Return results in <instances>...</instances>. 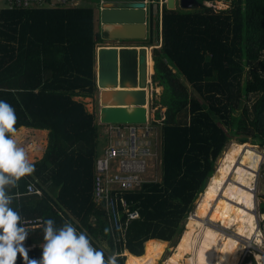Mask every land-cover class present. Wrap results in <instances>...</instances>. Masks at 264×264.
Instances as JSON below:
<instances>
[{"label":"trees","instance_id":"1","mask_svg":"<svg viewBox=\"0 0 264 264\" xmlns=\"http://www.w3.org/2000/svg\"><path fill=\"white\" fill-rule=\"evenodd\" d=\"M207 1L213 0H200L196 10L163 7L162 43L152 50V83L163 88L159 98L154 95L152 108H165L163 117L156 112L162 177L125 196L129 211L140 217L130 222L117 246L105 208L94 202L98 118L75 100L93 98L98 91L95 63L104 37L95 30L94 10H0V100L15 109L16 129L50 130L47 151L34 163L35 171L17 186L6 187L11 207L22 218L43 219L36 231L28 230L27 245L38 246L28 253L30 259L42 256L44 221L73 223L62 216L69 213L106 256L128 251L118 264H158L168 243L177 244L196 202L206 201L204 220L221 219L250 242L256 237L255 243H262L254 191L246 189L254 185L262 161L249 144L264 147V0H215L229 3L225 10L206 6ZM148 42L154 44L150 38ZM232 141L238 144L230 148L232 174L227 175L217 164ZM257 154L255 176L246 182ZM32 182L43 197L28 194ZM260 210L264 213V203ZM189 232L185 264L240 263L244 244L203 225ZM178 244L168 264L176 261ZM257 259L264 264L263 257ZM245 261L256 264L252 254ZM17 264H24L22 257Z\"/></svg>","mask_w":264,"mask_h":264},{"label":"water","instance_id":"2","mask_svg":"<svg viewBox=\"0 0 264 264\" xmlns=\"http://www.w3.org/2000/svg\"><path fill=\"white\" fill-rule=\"evenodd\" d=\"M184 10L201 7L198 0H178ZM177 0H166L168 10H176ZM102 22L121 26L119 35L112 39L120 42L150 38L152 34L153 0H99ZM100 89L106 91L101 104V120L105 124H145L148 121V94L152 87L148 81L147 49L124 46H103L98 50ZM130 75V86L127 83ZM149 86V88H148ZM116 95L118 101H110ZM217 175L215 173L214 177Z\"/></svg>","mask_w":264,"mask_h":264},{"label":"clouds","instance_id":"3","mask_svg":"<svg viewBox=\"0 0 264 264\" xmlns=\"http://www.w3.org/2000/svg\"><path fill=\"white\" fill-rule=\"evenodd\" d=\"M16 123L15 109L0 100V264H17L18 256L24 264H118L117 254L106 256L92 245L86 232L68 221L56 226L53 219L44 221L41 258H29L24 243L29 232L20 213L11 207L13 197L6 192V187L17 186L21 178L35 171L28 149L15 138Z\"/></svg>","mask_w":264,"mask_h":264},{"label":"built area","instance_id":"4","mask_svg":"<svg viewBox=\"0 0 264 264\" xmlns=\"http://www.w3.org/2000/svg\"><path fill=\"white\" fill-rule=\"evenodd\" d=\"M8 4L9 9L69 8L76 7L78 0H8ZM149 121L148 118L147 123L141 125L105 124L101 120L112 143L95 162L94 202L105 208L116 246L125 240L130 222L140 217L138 211H129L125 196L138 191L147 182H158L145 179L150 158L158 155L157 143L150 140L154 136V126L153 121ZM28 194L43 195V191L32 182L28 185ZM23 223L26 228L37 229L43 219H24Z\"/></svg>","mask_w":264,"mask_h":264},{"label":"rangeland","instance_id":"5","mask_svg":"<svg viewBox=\"0 0 264 264\" xmlns=\"http://www.w3.org/2000/svg\"><path fill=\"white\" fill-rule=\"evenodd\" d=\"M88 1V2H87ZM78 0V4L80 7H94L92 4L91 0ZM87 2V3H85ZM91 3V4H90ZM206 6L211 7L215 10H225L229 8V3L225 2V1H215L213 0L212 2H206L205 3ZM9 7L8 4V0H0V10L2 9H7ZM177 10H181L182 8L180 7V2L177 0V6H176ZM199 9L194 8L193 10ZM184 10V9H183ZM154 22H155V30L157 29V23H158V14H154ZM255 99V96H252L250 98L251 101H253ZM86 108L88 110H93V106L92 104L87 101L85 103ZM152 109V105L149 106V110ZM155 110V109H153ZM151 112V111H150ZM100 114H101V109H100ZM151 122V121H149ZM146 124V123H145ZM161 128V127H160ZM160 128L157 129L158 134H155V137L153 136L152 140L154 143H157L156 145V153L158 154L156 158H150L149 161V168L147 170V173L145 175V179L148 181H153V180H157L160 181L161 177H162V169H161V144H160ZM19 129H17L18 131ZM104 131V133H103ZM20 132V131H19ZM101 139H100V144H99V151H102L105 147V145H110L111 144V139L110 136L105 134V130L101 129ZM32 139V138H31ZM234 144H238L235 141L230 142L227 145V148L225 150V152L223 153L221 159L219 160L218 164H217V170L223 172L224 174L227 175H231L232 174V166H231V161H230V148L232 147V145ZM20 145V144H19ZM28 144H23L20 146H23L25 148H27ZM251 145V147L256 148L255 150L261 154L262 156V161L261 164L259 166V169L256 172L257 175V179L256 181L253 183L254 185H249L250 187H247L246 191L251 193L254 191V196H255V200L256 202L253 203V206L256 207V209L254 210L255 215L257 217V224L259 229L262 231L263 235H262V243L257 245L255 244L256 242V237L253 238V240L251 241V247L245 248L244 251L241 252V261L239 264H252L251 261H248L246 263V258L252 254L254 259H255V263L258 264V259H257V255H260L261 257L264 258V230L261 228V222L264 221V216L260 210V203H264V176H263V171H264V147H261V145H259V143H257L256 145ZM160 158V160H159ZM41 158H36L34 163L40 161ZM260 162V158L257 155H254L253 157V165L248 173V176L246 177V182L249 181L251 178H253L255 176V170H256V165H258ZM216 170V172H217ZM214 178V177H213ZM212 180V179H211ZM245 182V183H246ZM210 183V182H209ZM246 188V186H245ZM201 196L202 194L199 196L198 200H201ZM197 200V201H198ZM208 210V202H199L197 204L196 202V207L194 209L193 213V217H189L191 216L192 213H189L185 225H184V230L182 232V234L179 237V240L177 242L178 244V253H177V259L176 261H174L173 264H185L184 263V259H185V255L186 252L189 248V245H191V232H189V229H191L192 227H197L199 225H203L206 228H210L215 230L216 232H218L216 230L219 229L220 231H224L226 233H230V234H234L236 235V231L235 229H225L223 228V221L221 219H218L216 223H212L210 221H206L204 220V214L207 212ZM207 223V224H206ZM227 227V226H225ZM222 228V229H221ZM219 233V232H218ZM220 234V233H219ZM248 240L249 237L247 236ZM177 244L175 246H177ZM235 244H241V243H235ZM246 244V243H245ZM173 244L168 243L166 249H165V253L162 256L161 260H159L158 264H168V261L170 260V254H171V249H173L175 246H172ZM247 245V244H246ZM247 251V252H246ZM144 253H145V249H144ZM127 259V258H126Z\"/></svg>","mask_w":264,"mask_h":264},{"label":"crops","instance_id":"6","mask_svg":"<svg viewBox=\"0 0 264 264\" xmlns=\"http://www.w3.org/2000/svg\"><path fill=\"white\" fill-rule=\"evenodd\" d=\"M84 1H87V0H84ZM91 1H92L93 6H94V7H92V9L94 10L95 30L101 32L103 37H104V42L99 43L98 50L101 47H103V46H108V47L116 46V47H119V48H122L124 46H131V47H137V49L145 47L147 49V64H148V70H149L147 78H148V81L151 80V74L153 73L152 50H153V48L155 46L159 47L161 45V43H162V33H161V29H162V10H163L164 5H166V0H153L155 2V5H154L155 6L154 11L155 12H154V14L155 13L158 14V23H157V29L156 30H155L154 14L152 16V34H151L150 39L153 40L154 44H150V42H148L149 38L142 39V40H130V41H126V42H120L118 40L112 39L113 36H116V35L120 34L119 32H121V29H120L121 26L113 25V24H105L104 22H102L100 11H99L100 10L99 0H91ZM198 1L200 2V0H198ZM87 2H85V3H87ZM77 6H79V4ZM176 6H177V3H176ZM95 73H96V78H99L98 57H96ZM126 78L128 79L127 83L129 84L127 86H130V75H128V77H126ZM150 86L152 87V92H151V97L148 94V104H149V106L152 105V100H153L154 95H156V97L159 98V96L163 92V88L162 87H155L152 82L150 83ZM148 88H149V86H148ZM105 90L106 89H104V90L100 89L99 84H98V91H96V93H95L93 98H82V97H76L75 98V100H77V101H81L83 103H86L87 101H89L92 104L93 110H88V109L87 110L90 113H94L96 118H98V124L100 126V139L102 137L101 129H104L105 130V134H107L105 127L101 125V115H100V109H101V104H102V100H103V97H104ZM118 90H123V89L122 88L109 89V90H106V91H118ZM109 99H110V101H118L120 98L118 96H116V95H112V96H110ZM158 110H160V113H161V115L163 117L164 112H165V108L157 107V108H155V110H153V108H152V109H150L151 112L149 111V119L151 121H153L154 136H155V134H158L157 129L161 127L160 126V121L156 120V112ZM18 129H19L20 132L18 131L15 134V138L18 137V135L21 133V131H23V130H29L30 131L31 130V133L30 132L27 133V136L23 139V141H21L19 143L20 145H23L25 143L28 144L27 145L28 152L29 151H33L35 149V147H36L35 138L37 136H39V132H42L43 134H45V136L42 138V139L45 140V145H44V149H43V156L40 157L41 160H42L44 158V156H45V153H46L48 145H49L50 130L49 129H41V128H32V127H27V126H21ZM103 133H104V131H103ZM107 135H109V134H107ZM160 140H161V130H160ZM111 143H112V141H111ZM99 144H100V142H99ZM107 147H109V145H105L104 149L102 151H99V156L104 153V151H105V149ZM96 159H98V158H96ZM159 160H160V158H159ZM38 196L43 197L44 196V191H43V195H38ZM99 207H102V206H99ZM62 216L65 219L69 217L71 219V221L73 222L72 224L76 228H78L79 231L85 232V230L83 229L81 224L73 216H71V214H69V213L65 214V215L62 214ZM36 218H40V217H36ZM36 218H27V217H25V218H23V220L24 219H36ZM108 220H109V217H108ZM27 230L36 231V229H30V228H27ZM24 243H25V247L27 249H29V252H34L35 250H37L38 246H28L27 245V241H25ZM114 244H115V241H114ZM106 246L107 245L105 244L104 248ZM115 246H116V244H115ZM39 248H41V246ZM126 252H128V251H125L122 254H123L124 257L127 258V255H126L127 253Z\"/></svg>","mask_w":264,"mask_h":264},{"label":"bare ground","instance_id":"7","mask_svg":"<svg viewBox=\"0 0 264 264\" xmlns=\"http://www.w3.org/2000/svg\"><path fill=\"white\" fill-rule=\"evenodd\" d=\"M28 131V132H27ZM31 133V130H23L21 131V133L18 135V137L16 138L18 140V142L20 143L21 141H23V139L27 136V133ZM45 136V134H43L42 132H39V136H37L35 138V143H36V147L33 151H29L27 152V155L29 157L30 160H32L33 162L35 161L36 158H40L43 156V149H44V145H45V140L42 139ZM38 138V139H37ZM44 140V141H43ZM230 150V149H229ZM207 224V223H206ZM225 229H229V227H225L222 226ZM222 229V228H221ZM216 230L220 233V235H223L225 237L228 238V240L234 242V243H242L244 244L245 248L251 247V242L248 240L246 235H240L236 232L235 236L234 234H230V233H226L224 231H220L219 229L216 228ZM247 245H246V244ZM256 244V243H255ZM172 250V249H171ZM247 252V251H246Z\"/></svg>","mask_w":264,"mask_h":264}]
</instances>
